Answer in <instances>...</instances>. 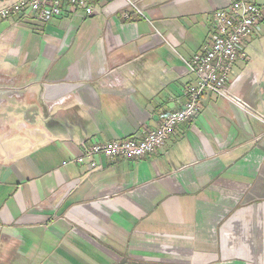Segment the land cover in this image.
Returning a JSON list of instances; mask_svg holds the SVG:
<instances>
[{
  "label": "crops",
  "instance_id": "1",
  "mask_svg": "<svg viewBox=\"0 0 264 264\" xmlns=\"http://www.w3.org/2000/svg\"><path fill=\"white\" fill-rule=\"evenodd\" d=\"M130 1L0 18V264H264V19L230 74L248 110L206 94L157 154L71 163L182 108L236 0Z\"/></svg>",
  "mask_w": 264,
  "mask_h": 264
},
{
  "label": "built area",
  "instance_id": "2",
  "mask_svg": "<svg viewBox=\"0 0 264 264\" xmlns=\"http://www.w3.org/2000/svg\"><path fill=\"white\" fill-rule=\"evenodd\" d=\"M100 0H0V18L35 19L47 22L52 19H67L84 14H95ZM128 9L144 16L139 5L127 0ZM128 17V14L125 15ZM264 6L236 0L226 8L218 9L213 15L210 44L201 53L186 61V68L194 77L184 96L187 102L182 108L166 116L156 129H141L137 135L124 141L82 144V153L71 163L92 169H101L95 162L98 157L115 160L119 157L142 160L155 155L169 141L171 134L183 123L195 119L202 111V99L214 94L237 107L248 110L249 105L235 94L230 74L237 60L243 56L245 45L261 31ZM264 119V117H262Z\"/></svg>",
  "mask_w": 264,
  "mask_h": 264
}]
</instances>
